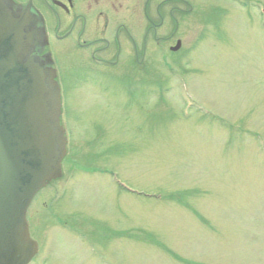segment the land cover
<instances>
[{"label":"rangeland","instance_id":"obj_1","mask_svg":"<svg viewBox=\"0 0 264 264\" xmlns=\"http://www.w3.org/2000/svg\"><path fill=\"white\" fill-rule=\"evenodd\" d=\"M100 1L98 12L140 40L161 22L162 0ZM189 1L194 11L180 17L176 6L189 5L163 1L159 34L174 19L179 28L166 42L149 36L144 71L133 69L129 45V77L111 69L65 79L78 168L66 197L52 201L55 181L30 208L42 247L34 263L264 264V0ZM88 2L77 9L93 17ZM113 172L159 196L125 191Z\"/></svg>","mask_w":264,"mask_h":264},{"label":"water","instance_id":"obj_2","mask_svg":"<svg viewBox=\"0 0 264 264\" xmlns=\"http://www.w3.org/2000/svg\"><path fill=\"white\" fill-rule=\"evenodd\" d=\"M32 0H0V264H26L37 251L27 208L61 176L66 153L56 72L41 55L45 31Z\"/></svg>","mask_w":264,"mask_h":264},{"label":"flooded vegetation","instance_id":"obj_3","mask_svg":"<svg viewBox=\"0 0 264 264\" xmlns=\"http://www.w3.org/2000/svg\"><path fill=\"white\" fill-rule=\"evenodd\" d=\"M67 15H72V10L71 8L67 9L66 11ZM81 14L82 13H77L75 15V18L78 17V21L81 18ZM87 18V17H86ZM78 21H76V23L74 24L75 27L78 23ZM86 22L87 19L85 20V27L81 30V32L79 33V39H83L84 35H86ZM101 33H98V31L95 33V30L93 29V53L94 55L100 59V61L103 62L102 66H106V63H115V64H119V61H121V57L124 56V48H123V44H122V40L120 37V32L117 31L116 35H115V41L114 42V38H112V36L110 37H106L104 36V32L102 30V35H100ZM100 35V36H98ZM98 40H101V44L99 42H96ZM85 43L88 42L87 39L84 38ZM115 60H113V59Z\"/></svg>","mask_w":264,"mask_h":264}]
</instances>
